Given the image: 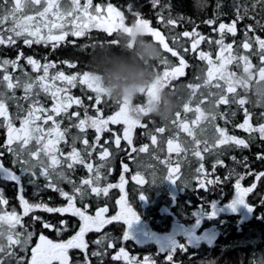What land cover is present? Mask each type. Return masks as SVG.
Instances as JSON below:
<instances>
[{"label":"trees","instance_id":"obj_1","mask_svg":"<svg viewBox=\"0 0 264 264\" xmlns=\"http://www.w3.org/2000/svg\"><path fill=\"white\" fill-rule=\"evenodd\" d=\"M2 3L3 0H0V4ZM107 3H111L114 7L124 12L128 24H131L135 20L132 13L129 12V5H131L132 12H138L140 18L148 19L153 28L160 30L165 35L170 47L180 51L188 67L185 69L184 76L177 78L172 85H168L165 88L167 91L175 94L178 102V107L170 119L161 121L151 116V114L143 116L141 124L146 125V127L137 126L135 128L132 146H128L127 142L123 140L120 126L115 125L111 131L103 133L100 143L104 144V141L108 140L109 143L105 146L109 148L112 154L107 162H102L98 159L100 149L97 148V151L93 152L90 162L94 164V168L104 163V167L99 168L100 180L96 186L104 188L109 184L118 185L121 176H125L128 181V184L125 183L128 191L127 199L133 205L139 217V225L142 222L141 220H143L149 224L152 230L161 234L171 233L173 225H175L177 230L178 227L182 229L185 226L194 225L199 220L198 215L201 213L202 215H206V218L211 217L212 219H208L200 227L205 229L214 226L216 234H214L211 243L202 241L196 245H192L186 242L183 237H180V243L174 247L176 248V252L173 254V261H168L167 255L171 251L161 250L155 241L152 243L145 242L143 235L137 239L133 237L135 235L133 234L130 240L124 241L123 233L125 232V225L122 222L114 221L100 232L92 231L87 233L85 240L88 243L87 258L90 264H101V261L102 264H127V261L123 259L119 261L112 259V256L118 253L120 247H124L129 253V257H135L141 264L145 257L150 258L155 264H264V177L256 181L253 175L248 174L249 168L254 173L264 171V160L257 159L258 153H264V140L260 138L258 133L249 134L237 127L246 118L244 109H247L248 115L251 116L250 122L254 127H258L264 123V89L257 88L260 99L251 91L254 86L253 83L259 85L261 82H257L258 69L264 66V63L261 62L259 55L256 54L258 52V45L255 42H253V47L250 51L239 47L245 39L246 31L249 37L260 36L264 39V28L260 27V25H264V0H260L259 3L257 0H200V7H197V0H160V3L155 6H153L152 0H93V4L107 5ZM254 4L255 8H253ZM164 5H170V12L173 18L177 16L182 17V19L178 20L175 28H171V26L165 27L164 24L159 22L157 13L161 12ZM237 7H239V15L243 19L237 21V34L235 36L225 34V43H233L235 41L233 46L234 56H249V60L253 66L252 71L256 74V78L254 75L243 72L242 61L234 60L232 64L227 66V70L236 74L245 86V91L237 88V93H225L229 99V103L226 105L220 104L213 108L209 101L205 100L199 106L206 114L209 112L218 113L214 122L215 126L226 128L229 135L245 139L249 142V147L237 148L232 146L227 149H221L223 155L219 158L224 161V166L217 165L215 172H212V168L217 159L216 155L205 154L203 163L205 169L210 173L208 178L215 179L216 177H220L224 182L219 185H209L207 189H201L195 178L196 174L194 171L199 166L200 161L193 157L191 152L187 154L181 153L180 156H177L175 153L169 154L167 151V141L168 139H174L182 147L188 148L191 146L193 137L188 136L186 132L172 123L176 118V112L181 113V120L189 124L196 138L204 139L207 137L211 139L214 134V127L209 123V120H201L199 124H193V121L196 120L197 113L195 112V108L199 101L207 97L209 91L215 93L218 90L203 86L208 68L206 61H201L198 58V53L183 52L182 48L172 42L171 37L176 33L195 29L206 38L215 41L220 37L214 29H218L220 23L230 24L233 20H236ZM245 9L247 10V15L244 14ZM163 15L166 18L168 17V8L163 10ZM210 19H214L216 23L213 25L205 23V21ZM257 21H259V24ZM248 25L252 26L253 31H248ZM8 27H11V22L0 26V31H4ZM114 37L115 34H113V37H109L100 29H91L83 37H73L70 35L55 50L52 49L51 45L45 47L43 44H33L31 47H27L23 44L22 40H18L12 46L0 45V61L5 59L15 60L18 53L22 51L24 57L32 56L42 64L45 62H55L57 67L50 69V74L56 71H63L66 75L82 73L90 71L89 53L93 45L109 41ZM147 38L152 41L150 36L147 35ZM180 44L190 47V42H186V38L185 40H181ZM157 46L162 51L161 59L167 58L172 65H176L179 62L178 57H172L170 53L165 52L158 44ZM199 50L210 52L213 60L216 61L219 46L214 42L209 43L206 39L205 42L200 44ZM64 61L74 63L76 67H68L67 64L63 63ZM19 64L22 66L23 71L33 78L42 74L33 72L31 66L26 64L24 58L20 59ZM164 67V65L158 62L157 71L162 73ZM8 72L13 73L14 80L16 77L23 79L19 68L13 70L9 67ZM3 75L4 73L0 71V79H2ZM213 83H216V81H213ZM220 83L222 88H226L223 81H220ZM189 84L202 85L194 97H191V89L187 87ZM70 92L73 96L80 98L84 105V107L74 106L70 111H79L81 117H83L84 108L87 107L89 115H96L93 109L95 93H92L86 86L79 84V82H77L75 88L70 89ZM0 93H5L7 96L13 95V92L8 91L3 83H0ZM201 93H203V97ZM14 95L15 100L7 101L8 109L13 118L14 125L20 127L21 121L16 117L18 115L22 117L24 113L19 110L18 105L23 109H27L31 100L23 99L25 93L22 87L16 88ZM89 96L93 97V99L89 100ZM190 97L191 103L189 107L193 111L184 112L183 105L189 101ZM234 97H243L247 100V103L243 107L238 106L233 102ZM137 98L139 97H136L135 102H142V97L141 99ZM39 100L49 107L52 104V101L43 93L40 94ZM99 107L103 111L104 117L112 115L115 111L119 110V104L107 97L102 98V103ZM219 113L223 115L221 116ZM4 123L3 118L0 117V152L4 153L3 157H0V160H2L5 167L21 175L20 165H13L14 157L3 147L7 139V129ZM69 123L65 119L62 127L69 126ZM158 127H165V132L156 133L155 129ZM77 134L78 130L71 128L67 134L68 143L60 145L64 153H68L71 150L72 137ZM114 134L121 137L120 149H117L114 143H112ZM95 135L93 129H88L87 138L90 143L94 142ZM150 135L157 136L156 145H152ZM145 144L148 145L147 152L141 153L137 151L131 154V158L129 157L128 150H130V147L139 149ZM75 146L77 149H83L84 147L80 142H77ZM233 156L236 157L235 161L232 160ZM245 157H247V168L245 167ZM85 159L88 160L89 158L85 155ZM169 159L171 160V165L179 163L181 166L180 178L175 184L165 179L168 168L166 162ZM122 164L129 166L127 172L123 171ZM61 170L76 185H80L82 179L90 176V173L83 165H76L72 170L63 166L57 169L58 172ZM36 171V178L22 175L20 185L23 189L22 192L19 189V185H16L14 182L0 179V191H2L4 198L8 200L7 205H0V214L15 210L18 215L22 216V222L13 231L25 234L32 233V239L26 248L21 249L19 246H16L12 249L16 257L23 258V264H29L31 249L38 243L41 234L54 242L66 241L75 235L81 226L79 218L72 216L70 213L60 214L35 210L30 212L28 216L22 215L23 208L19 199L21 195L30 204L43 203L55 208L64 207L68 203L59 191L46 187L47 181L44 177L39 176L38 168ZM137 172L144 177L147 183L138 185L132 179ZM230 173L231 176H229ZM237 175L243 177L240 180L242 187H250L254 183L256 184L253 191L245 197L246 202L254 208L251 212H249V206L246 213L241 211L243 205H238L235 210L231 207L232 202L236 198L234 185ZM30 179H35V182L30 183ZM53 182L57 184L58 188L72 194L73 184L58 179L55 175L53 176ZM173 185L179 191L176 197L172 189ZM84 188L87 189V194L83 200L79 197L77 198V207L87 205L90 215H94L101 207H108V214L111 216L117 212V201L120 197L119 187L110 188L107 195L103 193L96 195L91 192L88 186H84ZM141 194L146 198L142 200L140 198ZM213 205H215L216 210L215 216L211 215ZM34 217H39L40 219L34 220ZM61 221H66V225L61 224ZM43 222H47L54 227L51 229L44 228ZM56 229H60L59 233ZM0 231L4 232V235L0 236V239H4L7 243L8 225L0 222ZM173 234L176 233L173 232ZM101 237H107L103 248L93 243ZM109 243L114 244L115 247L108 248L107 245ZM181 245L187 251L181 250L179 247ZM100 250L106 252L103 257H93L91 255L93 251ZM70 254V264H84V252L73 249ZM3 255V253H0V257H3ZM4 264H17V261L13 257H7L4 258Z\"/></svg>","mask_w":264,"mask_h":264},{"label":"snow or ice","instance_id":"obj_2","mask_svg":"<svg viewBox=\"0 0 264 264\" xmlns=\"http://www.w3.org/2000/svg\"><path fill=\"white\" fill-rule=\"evenodd\" d=\"M259 3L260 0H257ZM70 7L62 8L60 0H3L0 4V26L11 22V27L6 28L4 31H0V45L12 46L17 43L18 40H22L23 44L27 47H31L33 44H43L45 47L51 45L55 50L60 44L65 42L71 35L73 37H83L91 29H100L106 33L109 37H113V34L119 31L132 32L134 27L142 29L143 32L152 38L153 43L158 44L165 52L170 53L172 57H178L179 65H172L167 58H163L159 61L164 65V70L159 73V78L156 83L151 87L142 90L141 94L146 98V103L132 107L131 101L124 100L117 102L119 104V110L114 114L104 117L103 111L98 107L102 103V98L105 97L103 89L96 83V77L91 71H84L82 73L66 75L63 71H56L50 74V69L57 67L55 62L41 63L39 60L32 56L24 57L23 52H19L15 60H2L0 61V71L4 73L0 83H3L8 91L13 92L12 96H7L5 93H0V117L4 120V126L7 129V139L3 147L13 157V165H20L21 175H18L15 171L8 167H5L2 160H0V179L4 181L14 182L16 185H21L22 175H27L31 178L37 177V168L39 169V176H42L47 181L46 187L55 191H59L60 194L67 200V205L64 207H49L47 204H30L24 199L23 195L19 197L22 208L23 216H28L30 212L35 210H43L49 213H70L72 216L78 217L81 221L79 230L67 241L54 242L41 234L39 236V243L31 249V256L29 264H70V249H78L85 253L84 264H90L88 260V243L85 240L87 233L95 231L100 232L101 229L111 224L113 221H120L123 225H127L129 229L131 226L139 220L136 211L128 204L126 194L121 196L117 201L120 206L118 215L105 218V214L108 213V207H101L95 215H90L88 212V206L77 207L76 201L79 197L83 200L87 194V189L84 186H88L92 193L100 195L103 193L107 195L110 188L119 187L123 191L125 179L122 175L119 185L109 184L107 187L101 188L96 186L100 180L99 168L104 167V163L96 166L90 162V158L93 152H98V159L102 162H107L111 156V152L107 145L108 140L101 144L103 133L110 131L109 125H125L123 131V140L127 142L128 146H132V133L137 127H146L141 124V117L149 114L147 105L155 98L158 89L166 88L171 81L184 76L185 68L188 67L183 55L180 51L173 47H170L165 35L158 29L151 26V22L148 19L140 18L138 12H132V6L129 5V12L135 17L134 23L131 26L125 24V14L111 3H107L106 7L100 4L93 5V0H85L84 4H81V0H69ZM153 6L158 5L160 0H152ZM200 0H197V7H200ZM169 9V15L166 18L163 15V10ZM255 8V4L253 5ZM247 15V10L244 12ZM159 22L164 24L165 27L171 26L175 28L179 19L182 17L177 16L173 18L170 12V5H164L161 12L157 13ZM243 19L239 15V7H237V19L233 20L230 24L220 23L218 29H214L219 34V39L212 41L206 38L204 35L193 29L192 31H183L176 33L171 37L172 42L182 48L183 52L198 53V58L201 61H206L208 68L206 76L203 81V86L206 88H215L218 91L213 93L209 91L208 96L201 99L195 108L197 113L196 120L193 124H199L201 120H209V123L214 127V134L211 139L205 137L204 139H198L195 137L193 130L189 127L186 121L181 120V113L176 112L175 119L172 121L174 125L182 129L193 137L191 146L188 148L182 147L180 143L174 142V139H168L167 151L169 154L175 153L180 156L181 153L187 154L191 152L192 156L200 161L199 166L195 168V178L199 183L201 189H207L209 185H219L223 183L220 177L215 179H209L210 173L205 169L203 160L205 154L216 155L217 159L213 165L212 172H215L217 165L224 166V161L219 157L223 155L221 149H227L228 147L248 148L249 142L245 139L238 138L234 135H229L226 128L215 126L216 112H209L208 114L199 106L203 104L205 100H208L210 105L215 108L220 104H228L229 99L225 93H237V88L245 91V86L238 79L234 72H229L227 66L232 64L234 60L243 62V72L249 75L256 74L252 71V64L248 55L234 56L233 46L234 43H225V34H231L235 36L237 34V21ZM208 25L216 23L214 19L205 21ZM259 24V21H257ZM264 28V25H260ZM248 31H253L251 25L247 26ZM7 33V34H5ZM190 42V47H185L180 44L181 40ZM209 43H215L219 46L218 55L216 61L213 60L210 52L199 50V46L205 40ZM109 41L116 43L114 38ZM253 42L258 45V52L260 60L264 63V39L260 36L249 37L247 31L245 32V39L239 45L244 50L250 51L253 47ZM94 46V45H93ZM21 58H24L27 65H30L33 72L42 73L35 78L30 76L27 72L23 71L22 66L19 64ZM68 67H76L74 63L64 61ZM13 70L19 68L22 72L23 79L21 77L13 78V73L8 72V68ZM216 81V83H213ZM220 81L224 82L226 88H222ZM264 81V66L258 69L257 82ZM79 84L86 86L88 90L95 93L93 108L96 115H89L87 107L84 108L83 117L79 111H70L74 106L84 107L83 101L71 94L70 89L75 88ZM18 87L24 89V100H31V103L27 109H23L18 105V108L23 112V116H17L20 119V127H16L13 123V118L9 113L8 100H15L14 90ZM191 89V97L196 95V92L202 87L201 84H189L187 85ZM35 90V91H34ZM43 93L48 99L52 101L51 106H46L39 100L40 94ZM203 97V93H201ZM238 96V94H237ZM35 97V98H33ZM191 97L187 103L183 105L184 112L193 111L189 104L191 103ZM215 97V99H213ZM89 100L93 97L89 96ZM233 102L238 106L243 107L247 100L243 97H234ZM246 118L243 123L237 125L238 128L251 134L258 133L260 138L264 140V123L258 127L252 125L251 116L248 115L247 109H244ZM219 115H223L219 113ZM68 120L69 126L62 127L64 121ZM71 128L78 130V134L72 137L71 150L68 153H64L60 145L62 143L67 144V134ZM88 129L95 131V140L90 143L87 138ZM203 131V130H202ZM156 133H164L165 127H158L155 129ZM152 145H156L157 136L150 135ZM77 142H80L84 147L83 149H77L75 146ZM112 143H114L117 149L121 147V137L114 134ZM34 145V146H32ZM32 146V147H30ZM202 146V147H201ZM137 151L143 153L148 151V145L145 144L139 149L130 147L128 150L129 157L132 153ZM4 153L0 152V157H3ZM85 155L89 158L85 159ZM257 159L264 160V153H258ZM232 160H236V157H232ZM245 167L247 168V157L244 158ZM167 175L165 179L171 183H177L180 178V166L179 163L175 167L171 166V160L167 162ZM76 165H83L90 173L88 178L81 180L80 185H76L71 179L65 175L64 171H57L61 166L66 167L69 170L74 169ZM124 172L129 170L127 164H122ZM249 175H253L256 181H259L264 177V171L254 173L249 168ZM58 179L67 181L73 184L72 194L63 191L57 187V184L53 182V176ZM231 176V173L229 174ZM132 179L138 185H144L147 183L144 177L137 172ZM227 179V178H225ZM243 177L237 175V179L234 185L235 188V200L232 202L231 207L235 210L238 205H247L249 210L254 208L246 202L245 197L253 191L256 187L254 183L250 187H242L240 180ZM30 183H34L35 179H30ZM22 187L20 191L22 192ZM140 198L143 200L146 197L141 194ZM8 200L4 198L2 191H0V205H7ZM212 216L216 215L215 205L211 212ZM34 220H39V217H34ZM0 222L8 225L7 232V249L5 253L3 248H0V253H3V257H0V264H4V258L13 257L16 259L17 264H23L22 257H16L13 252V248L19 246L21 249L26 248L27 244L32 239V233H19L13 230L17 225L22 222V216L18 215L15 210L11 212H4L0 214ZM61 224L66 225V221H61ZM43 227L51 229L54 226L43 222ZM59 233L60 229H56ZM4 232L0 231V236H3ZM132 237L131 231H125L123 233V240L128 241ZM107 237H101L94 241L98 246L103 248L104 241ZM108 248L115 247L114 244L109 243ZM181 250L187 251V249L181 245ZM176 252V248H173L167 255L168 261H173V254ZM106 254L105 251H93L91 255L93 257H103ZM114 261L121 259L127 261V264H141L135 257H129V253L124 247H120L118 253L112 256ZM102 264V261H101ZM142 264H155L150 258L145 257Z\"/></svg>","mask_w":264,"mask_h":264},{"label":"clouds","instance_id":"obj_3","mask_svg":"<svg viewBox=\"0 0 264 264\" xmlns=\"http://www.w3.org/2000/svg\"><path fill=\"white\" fill-rule=\"evenodd\" d=\"M114 40L116 43L105 41L93 46L89 53L90 71L105 97L116 102H132L159 78L157 65L162 51L142 29L136 27L131 33L119 31ZM253 85L251 91L260 99L257 88L264 89V81ZM147 107L151 116L165 121L173 116L178 102L174 93L161 88ZM0 248L5 253L8 251L4 239H0Z\"/></svg>","mask_w":264,"mask_h":264},{"label":"rangeland","instance_id":"obj_4","mask_svg":"<svg viewBox=\"0 0 264 264\" xmlns=\"http://www.w3.org/2000/svg\"><path fill=\"white\" fill-rule=\"evenodd\" d=\"M84 2H85V0H81V4H84ZM60 4H61L62 8L70 7L69 0H60ZM93 5L95 6L96 4H93ZM101 6L106 7V5H101ZM126 19L127 18L125 17V24L128 25V26H131V24L134 23V21H135V20H133L131 24H128ZM139 97H142V99H143L142 102H135V99H134L131 102L132 103V107H136L137 105H142V104L146 103V98L142 94H140ZM142 118L143 117H141V120H142ZM113 126H115V125H111L110 124L108 126L110 131L112 130ZM117 126L121 127V129H122V138H123V131H124L125 125L119 124ZM134 130H133V133H132V140H133ZM124 179H125V183L128 184V181L125 178V176H124ZM120 183H121V180H119L118 185ZM125 183H124L123 191H121V189L119 188L120 189V197L118 199H120L121 196H124L125 194H126V197H127L128 191H127V186H126ZM127 202L134 209L133 205L129 202L128 199H127ZM119 210H120V206H119L118 211ZM118 211L114 215H117ZM241 211L244 212L243 209H241ZM249 212H251V211L249 210ZM198 216H199L200 223L198 224L197 227L193 228L194 226L190 225L189 226L190 227V231L186 230L185 232H182L181 231V227H178V230L175 231L176 234H173V233L165 234V237H166V235H168L169 237H167V239H164V240H162V237H164L163 236L164 234H161V233H159L157 231L152 230L150 228L149 224L147 222L143 221V220H141L142 222H140V225L138 227H133L129 231H131L132 235L135 234L133 237L137 238V239H138L139 236L142 237V235H143L144 237L153 239L154 241L159 240L160 243L157 244V245L163 251H171L175 247V245H178L180 243V237H183V239L186 240V242H189L192 245H196V244H198L199 242H202V241H208V242L211 243L213 241L214 234H216L214 226H210L208 228L202 229L200 227V225H203V223L205 221H207L208 219H212V218L211 217L206 218V215H202V213L200 215H198ZM201 219H203V220H201ZM159 237H161V238H159ZM60 242H62V241H60ZM38 243H39V241H38ZM69 256L71 257L70 253H69Z\"/></svg>","mask_w":264,"mask_h":264},{"label":"flooded vegetation","instance_id":"obj_5","mask_svg":"<svg viewBox=\"0 0 264 264\" xmlns=\"http://www.w3.org/2000/svg\"><path fill=\"white\" fill-rule=\"evenodd\" d=\"M138 97H139V96H138ZM135 99H136V98H135ZM137 99H141V97H139V98H137ZM120 128H121V127H120ZM118 209H119V206H118ZM117 211H118V210H117ZM119 211H120V210H119ZM119 211H118V213H119ZM118 213H117V215H118ZM94 215H95V214H94ZM110 216H111V215H109L108 213L105 214V218H106V219H107V218H110ZM112 216H113V215H112ZM113 222H114V221H113ZM119 222H120V221H119ZM108 225H109V224L105 225V226L101 229V231H102L106 226H108ZM136 225H137V224H136ZM132 228H133V225L131 226V229H132ZM131 229H129L128 226L125 225V231H129V230H131ZM170 234H171V233H170ZM86 236H87V234H86ZM86 236H85V237H86ZM163 236H164L163 238H165V239H167V237H169L168 235H166V237H165V235H163ZM151 240H152V239L145 237V241H146V242H148V243H152ZM72 250H73V249H70V250H69V253H71Z\"/></svg>","mask_w":264,"mask_h":264},{"label":"water","instance_id":"obj_6","mask_svg":"<svg viewBox=\"0 0 264 264\" xmlns=\"http://www.w3.org/2000/svg\"><path fill=\"white\" fill-rule=\"evenodd\" d=\"M176 143H179V142L176 141ZM176 165H177V163H174V164H172L171 166H172V167H175ZM179 166H180V164H179ZM180 170H181V166H180ZM172 189H173V192H174V196H175V197L178 196L179 191L176 189V186H175V185L172 186ZM173 228H174V230H175V227H174V226H173ZM183 231H185V227L183 228Z\"/></svg>","mask_w":264,"mask_h":264},{"label":"bare ground","instance_id":"obj_7","mask_svg":"<svg viewBox=\"0 0 264 264\" xmlns=\"http://www.w3.org/2000/svg\"><path fill=\"white\" fill-rule=\"evenodd\" d=\"M179 65V62L175 65V66H178ZM176 80V79H175ZM175 80H173V81H171V83L169 84V85H172V83L175 81ZM99 107V106H98ZM94 109V108H93ZM21 187H20V185H19V189H20ZM20 193V192H19Z\"/></svg>","mask_w":264,"mask_h":264}]
</instances>
